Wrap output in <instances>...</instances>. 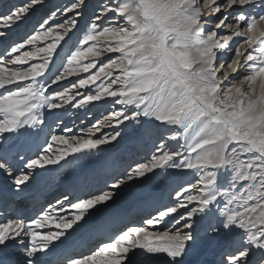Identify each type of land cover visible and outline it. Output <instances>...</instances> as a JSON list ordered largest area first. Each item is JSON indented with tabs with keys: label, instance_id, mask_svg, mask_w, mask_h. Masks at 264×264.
Returning a JSON list of instances; mask_svg holds the SVG:
<instances>
[{
	"label": "snow or ice",
	"instance_id": "1",
	"mask_svg": "<svg viewBox=\"0 0 264 264\" xmlns=\"http://www.w3.org/2000/svg\"><path fill=\"white\" fill-rule=\"evenodd\" d=\"M44 7L0 0V264H264V0Z\"/></svg>",
	"mask_w": 264,
	"mask_h": 264
},
{
	"label": "bare ground",
	"instance_id": "2",
	"mask_svg": "<svg viewBox=\"0 0 264 264\" xmlns=\"http://www.w3.org/2000/svg\"><path fill=\"white\" fill-rule=\"evenodd\" d=\"M65 2V0H45V7L43 9H40L38 11V15H43L45 12L48 11L49 8H51L53 5ZM90 4H94L95 0H89ZM109 106L105 105L99 110H94L97 117L99 116L100 112H104V109ZM106 114V112H105ZM77 115H80L78 113H75L74 110H70L68 115L65 117L67 120L69 126H71L72 120L76 118ZM77 125H79L80 121L77 120ZM54 131H58L55 128ZM115 148L118 150L117 155L126 161L127 163H132L133 161H143L145 158H147L151 152H152V144L151 142H148L147 144H133L129 142L128 140H121L119 144L115 146ZM35 147L33 146L31 148V151H35ZM140 186H130L128 188L123 189L119 195L117 196V202L118 203H127L131 202L135 199L137 192L139 191ZM64 192V188L61 187H52L48 190L47 193V199L49 202H53L56 198L60 197V194ZM158 196H160L163 201L166 202L167 200V192L158 193ZM36 202V201H35ZM34 203V200H33ZM31 202V198H27L20 202L19 207L16 209L21 215L23 216H31L34 213H36L39 210V207H36L34 209V204ZM208 259L210 260L211 257L209 256Z\"/></svg>",
	"mask_w": 264,
	"mask_h": 264
},
{
	"label": "rangeland",
	"instance_id": "3",
	"mask_svg": "<svg viewBox=\"0 0 264 264\" xmlns=\"http://www.w3.org/2000/svg\"><path fill=\"white\" fill-rule=\"evenodd\" d=\"M61 195V194H60Z\"/></svg>",
	"mask_w": 264,
	"mask_h": 264
}]
</instances>
